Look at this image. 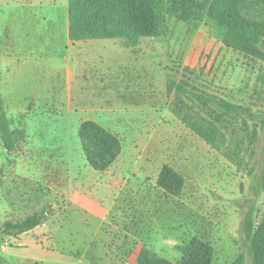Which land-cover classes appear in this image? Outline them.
Returning <instances> with one entry per match:
<instances>
[{
  "label": "rangeland",
  "instance_id": "374dc122",
  "mask_svg": "<svg viewBox=\"0 0 264 264\" xmlns=\"http://www.w3.org/2000/svg\"><path fill=\"white\" fill-rule=\"evenodd\" d=\"M63 11L59 4L33 10L24 0H0V96L12 128L25 133L13 151L0 141V264H78V256L68 253L72 244L78 247L73 236L62 248L58 240L46 238L47 232L41 234L42 229L19 235L1 232L5 220L42 208L52 213L59 204L60 209L67 201L69 179H87L95 172L84 157L77 130L82 119L97 117L90 109L98 104L89 107L59 96L61 73L74 66L67 61L76 57L77 48L87 46H68ZM166 24L165 34L141 37L134 47L117 39L122 57L127 53V65L105 71L112 86L153 82L159 92L154 116L148 120L136 112V118H129L131 102L110 98L103 104L109 129L121 126L131 141L147 123L146 133L157 144V150L144 149L137 165L138 170L145 164L147 178L139 183L132 178L109 214L110 225L116 226L113 235L121 243L127 236L133 245L140 241L142 250L175 263L181 258L178 246L198 237L213 248L211 264H232L240 253L244 264H250L244 216L250 207L256 223L264 215V192L256 187L264 168V61L226 48L204 23L194 26L167 16ZM114 40L94 47L108 51ZM20 47L24 50L19 52ZM94 69L86 72L93 74ZM72 72L77 69L69 68V75ZM168 78L226 97L250 107L252 113L228 117L218 125L216 143H207L172 112L176 104L193 114L205 115L207 109L176 91L168 94ZM61 112L75 113L63 117ZM165 163L184 177L179 196L158 188L156 179Z\"/></svg>",
  "mask_w": 264,
  "mask_h": 264
},
{
  "label": "trees",
  "instance_id": "16d2710c",
  "mask_svg": "<svg viewBox=\"0 0 264 264\" xmlns=\"http://www.w3.org/2000/svg\"><path fill=\"white\" fill-rule=\"evenodd\" d=\"M175 17L190 25L204 23L223 46L245 56L264 61V0H68V36L71 40L121 38L127 46H137L141 37L162 36L168 31L166 17ZM176 91L205 109V115L193 114L184 106L172 112L184 125L207 143L218 140V125L228 117L250 115L251 108L214 93L200 91L184 81L168 78L166 92ZM87 163L96 171L106 170L122 150L121 139L100 123L86 119L77 130ZM24 131L14 130L0 96V141L8 151L15 150ZM264 164V141L262 146ZM156 183L166 194L179 196L183 175L169 164H163ZM256 187L264 192V168ZM48 215L42 208L18 220H5L1 232L19 235L41 224ZM243 231L247 239L250 264H264V215L258 223L253 208L244 216ZM180 261L141 250L137 264H211L212 246L198 237L178 246ZM240 253L232 264H244Z\"/></svg>",
  "mask_w": 264,
  "mask_h": 264
},
{
  "label": "crops",
  "instance_id": "0c3cea01",
  "mask_svg": "<svg viewBox=\"0 0 264 264\" xmlns=\"http://www.w3.org/2000/svg\"><path fill=\"white\" fill-rule=\"evenodd\" d=\"M59 1L57 3L58 0H50L48 2L24 0L25 5L33 10L42 6L61 5L64 8L62 19L65 21V29L68 35V0ZM112 39H115V43L107 51L104 46H102V50L94 47L98 43L106 42L107 38L75 41L68 36V46L74 47L82 43L87 44V46L77 48L76 57L67 61L69 63L74 62V66L68 67L61 73L60 78L63 80V87L59 96H64L66 102L89 104V107L91 103L98 104L95 108L91 107L90 109L97 113V117H86V119L103 124L102 126L116 134L122 141V150L106 170L99 172L93 169L95 172H87L89 175L87 179H78V177L69 179L65 191L67 200L65 205L59 209L60 204L59 206L54 204L56 207L53 206L52 213L48 212L47 218L33 228L42 229L40 230L41 234L47 232L46 238L58 240L62 248H64L68 237L73 236L78 243V247L72 244L73 247L69 249L68 253L78 256L76 260L78 264H85L84 259H86L87 264H98L96 262L101 264H137V256L142 250L140 241H136L133 245V242L127 236L124 239L125 243H121V240H118L113 235L116 226L114 224L110 225L109 214L117 198L130 184L132 178L137 180L138 183L142 179L145 180L147 178L144 173L145 164L142 167L140 166L138 170L137 165H139V159L143 157L142 152L144 149L151 147V149L157 150V144L154 143L151 137L152 134L146 133L147 131L144 127L147 126V123H143L139 129L140 131L131 141L124 137V130L122 131L121 126L109 129L105 125V120H103L106 118V106L103 104L112 100L110 98H114L115 101L120 100L123 103L131 102L133 106H128L127 109L131 113L129 118H136L137 114L140 113V115L143 114L142 117L145 120H148L154 116L152 112L156 109L159 92L153 82H115V85L112 86L110 73L105 71H110L112 67L121 69L122 65H127V53L122 57V46L119 44L120 42H117L121 40H117L119 38ZM213 44H215L214 41H212ZM14 47L11 46V48ZM22 49L20 47L16 50L20 52ZM126 49L128 48L126 47ZM112 51L116 52L114 57L109 56ZM93 67L95 68L93 74L86 72L87 69L91 70ZM69 68H76L77 72H72L69 75ZM98 70L102 72L98 73ZM120 78L121 76L118 78L119 81ZM37 93L36 91L34 97H37ZM137 102L143 103L144 107L138 108L135 105ZM66 113L61 112L59 115L68 117V115H72L75 112H71L68 115ZM149 144L150 146H148ZM141 171H143V174ZM138 190L139 188H135L136 192Z\"/></svg>",
  "mask_w": 264,
  "mask_h": 264
}]
</instances>
